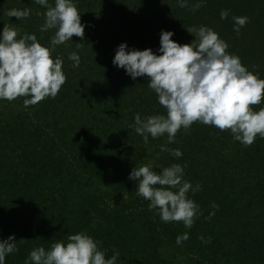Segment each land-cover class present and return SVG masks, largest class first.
Returning <instances> with one entry per match:
<instances>
[{"label": "trees", "instance_id": "obj_1", "mask_svg": "<svg viewBox=\"0 0 264 264\" xmlns=\"http://www.w3.org/2000/svg\"><path fill=\"white\" fill-rule=\"evenodd\" d=\"M75 2L89 26L83 41L73 36L52 54L64 61L67 77L59 95L28 108L24 97L0 100V239L14 235L19 249L5 264H25L33 249L50 250L78 232L101 241L106 258L118 251L117 264H264V139L244 147L229 131L194 123L177 133L176 143L165 135L149 136L146 144L131 127L136 114L144 119L166 109L147 78L133 81L112 64L122 42L155 51L161 30L173 31L183 45L195 39L187 28L204 25L264 79V0H203L195 11L201 0H188L185 8L177 0ZM12 8H29L31 15L18 21L5 14ZM222 10L229 11L225 20ZM45 11L32 0H0V33L18 28V39L35 34L49 47L55 30L40 31ZM233 16L250 18L239 34ZM73 51L81 56L78 67L68 59ZM253 107L259 111L264 102ZM161 146L179 148L182 158ZM176 163L187 165L184 179L202 185L188 194L202 213L190 230L161 222L137 196L138 182L128 179L134 167L147 164L159 173ZM185 232L190 239L177 245Z\"/></svg>", "mask_w": 264, "mask_h": 264}, {"label": "clouds", "instance_id": "obj_2", "mask_svg": "<svg viewBox=\"0 0 264 264\" xmlns=\"http://www.w3.org/2000/svg\"><path fill=\"white\" fill-rule=\"evenodd\" d=\"M45 8V22L41 32L55 30L49 47L43 46L35 34L25 33L19 39L18 28L4 26L0 33V100L12 102L24 97L25 108L35 106L45 99H55L67 77L63 71L64 61L53 57L56 47L73 41V36L81 41L85 37V27L75 0H32ZM180 8L188 7V0H177ZM203 0L193 7L199 10ZM8 17L26 20L31 15L29 8H12L5 13ZM228 10H222L220 18L227 19ZM233 31L239 34L249 23L247 16H233ZM195 37L191 43L181 45L174 41L173 31L161 30L160 45L139 50L120 43L112 60L113 66L123 69L135 81L147 78V86L156 94L157 102L166 109V115H152L144 119L136 114L134 131L147 144L149 136L158 139L167 135L169 144L176 143L177 133L187 132L194 123H199L229 131L234 142L244 147L252 146L257 137L264 139V108L255 111L253 106L264 102V79L250 71L238 55L229 53L228 43L214 29L201 25L186 29ZM77 49L83 48L76 43ZM73 67L81 63L78 51L69 54ZM171 156L180 159L183 152L179 148L161 146ZM187 165L172 164L159 173L151 165L134 167L129 173L130 181H137L136 194L148 202V210L156 211L163 223H180L191 229L199 219L200 207L189 193L202 189L197 183L184 179ZM158 186V187H157ZM218 205L212 204L213 209ZM211 212L208 218L214 216ZM190 239L189 233L178 235L176 244L182 245ZM204 243H210L200 237ZM67 243L58 241L50 250L43 246L33 249L25 264H117L119 252L114 251L106 258L107 250H101V241L85 232L71 234ZM19 251L14 235L0 239V264L6 257Z\"/></svg>", "mask_w": 264, "mask_h": 264}]
</instances>
